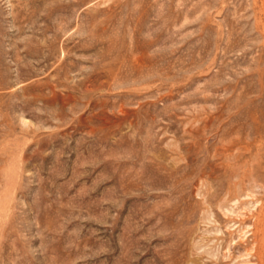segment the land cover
I'll return each instance as SVG.
<instances>
[{"label": "rangeland", "instance_id": "rangeland-1", "mask_svg": "<svg viewBox=\"0 0 264 264\" xmlns=\"http://www.w3.org/2000/svg\"><path fill=\"white\" fill-rule=\"evenodd\" d=\"M0 264H264V0H0Z\"/></svg>", "mask_w": 264, "mask_h": 264}]
</instances>
